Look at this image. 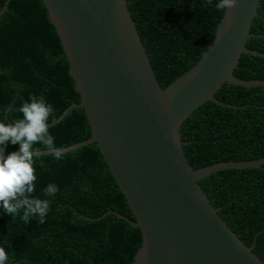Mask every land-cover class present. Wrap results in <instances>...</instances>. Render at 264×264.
I'll list each match as a JSON object with an SVG mask.
<instances>
[{
  "label": "trees",
  "instance_id": "1",
  "mask_svg": "<svg viewBox=\"0 0 264 264\" xmlns=\"http://www.w3.org/2000/svg\"><path fill=\"white\" fill-rule=\"evenodd\" d=\"M130 14L162 87L193 66L213 41L224 10L216 0H126ZM0 119L21 117L29 96L43 95L55 120L79 102L74 80L55 26L43 0H0ZM246 43L264 52V0H259ZM234 74L264 79V57L241 54ZM224 106L207 100L181 124L182 147L193 168L220 161L264 156V86L224 82L214 93ZM61 148L86 140L91 129L82 107L49 126ZM38 149H43L37 145ZM18 145L9 144L5 154ZM35 192L49 199L44 223H23L0 212V239L9 243L7 264H131L141 231L112 211L134 215L96 142L63 153L34 156ZM55 183L58 191L45 197ZM217 212L238 237L264 261V164L222 169L199 181Z\"/></svg>",
  "mask_w": 264,
  "mask_h": 264
},
{
  "label": "water",
  "instance_id": "2",
  "mask_svg": "<svg viewBox=\"0 0 264 264\" xmlns=\"http://www.w3.org/2000/svg\"><path fill=\"white\" fill-rule=\"evenodd\" d=\"M55 26L69 75L91 135L61 147L68 152L96 142L134 219L112 211L141 231L131 264H264L218 214L199 181L222 169L258 168L264 156L193 168L180 127L215 98L224 83L264 86V79L234 74L241 54L264 52L246 46L259 0H236L225 9L213 41L184 73L162 87L126 0H43ZM5 6L0 10V13ZM49 154L39 149L35 156Z\"/></svg>",
  "mask_w": 264,
  "mask_h": 264
},
{
  "label": "clouds",
  "instance_id": "3",
  "mask_svg": "<svg viewBox=\"0 0 264 264\" xmlns=\"http://www.w3.org/2000/svg\"><path fill=\"white\" fill-rule=\"evenodd\" d=\"M205 3L211 4L212 0H205ZM235 4L236 0H216L215 7L225 10ZM18 111L21 113L18 119H0V212L8 214L11 219L19 216L24 224L33 218L44 223L50 200L33 195L37 179L33 165L34 156L39 150L37 145L55 159L63 158L62 150L49 132L48 121L53 108L43 95H31L21 103ZM9 144L18 145V148L5 154ZM57 191L55 183H48L43 194L49 197ZM8 245L6 239H0V264L9 261V252L5 251Z\"/></svg>",
  "mask_w": 264,
  "mask_h": 264
}]
</instances>
